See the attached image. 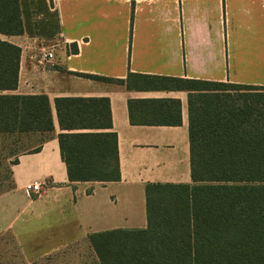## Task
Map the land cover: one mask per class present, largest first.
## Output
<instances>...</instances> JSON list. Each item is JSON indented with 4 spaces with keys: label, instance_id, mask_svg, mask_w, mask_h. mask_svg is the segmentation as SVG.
Listing matches in <instances>:
<instances>
[{
    "label": "crops",
    "instance_id": "obj_1",
    "mask_svg": "<svg viewBox=\"0 0 264 264\" xmlns=\"http://www.w3.org/2000/svg\"><path fill=\"white\" fill-rule=\"evenodd\" d=\"M19 1L24 35L0 34L22 49L12 94L47 96L54 130L28 134L37 144L11 167L0 234L12 232L28 262L102 264L91 235L145 230L148 185L193 184L189 100L207 88H155L130 75L264 87V0ZM46 48L52 62L41 60ZM62 97L110 99L120 181L70 182ZM35 183L41 194L27 195Z\"/></svg>",
    "mask_w": 264,
    "mask_h": 264
},
{
    "label": "trees",
    "instance_id": "obj_2",
    "mask_svg": "<svg viewBox=\"0 0 264 264\" xmlns=\"http://www.w3.org/2000/svg\"><path fill=\"white\" fill-rule=\"evenodd\" d=\"M24 33L20 1L0 0V34ZM21 55L19 46L0 39V135L52 132L47 96L12 94L19 86ZM133 77L155 88H167L166 82L179 90L207 88L196 94L201 105L195 94L189 100L193 184L148 185L147 229L90 236L101 263L264 264V87ZM228 90L242 94V106L217 103L218 94ZM55 108L70 182L120 181L110 99L62 97ZM17 163L18 156L11 165Z\"/></svg>",
    "mask_w": 264,
    "mask_h": 264
},
{
    "label": "rangeland",
    "instance_id": "obj_3",
    "mask_svg": "<svg viewBox=\"0 0 264 264\" xmlns=\"http://www.w3.org/2000/svg\"><path fill=\"white\" fill-rule=\"evenodd\" d=\"M220 92L216 98L217 103L223 106L238 108L243 105L244 98L237 91ZM196 106L202 104L203 98L199 95L193 99ZM210 100V99H206ZM37 139L30 136H4L0 135V194L10 191L11 164L20 154L29 151L37 144ZM12 232L0 234V264H46L45 262H28Z\"/></svg>",
    "mask_w": 264,
    "mask_h": 264
},
{
    "label": "built area",
    "instance_id": "obj_4",
    "mask_svg": "<svg viewBox=\"0 0 264 264\" xmlns=\"http://www.w3.org/2000/svg\"><path fill=\"white\" fill-rule=\"evenodd\" d=\"M43 54L41 56V60L44 62H52L55 59V53L53 51V49H44ZM42 191V185L35 183V184H31V185H27L25 187V193L29 196L32 195H40Z\"/></svg>",
    "mask_w": 264,
    "mask_h": 264
}]
</instances>
